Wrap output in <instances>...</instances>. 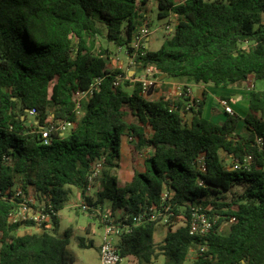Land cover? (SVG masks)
<instances>
[{"label":"trees","instance_id":"1","mask_svg":"<svg viewBox=\"0 0 264 264\" xmlns=\"http://www.w3.org/2000/svg\"><path fill=\"white\" fill-rule=\"evenodd\" d=\"M149 2L159 19L175 17V31L159 49L135 53L141 7ZM99 39L125 48L137 67L153 68L158 78L216 87L264 80V0H0V264L75 262L74 234L60 232L59 213L73 187L85 196L100 159L97 192L85 197L101 211L111 200L112 214L120 211V221L131 226L117 240L122 259L153 264L162 255L167 264H183L192 256V264H264V90H250L244 118L226 113L222 122L207 119L205 99L187 96V86L173 99L144 96L135 77L109 68L113 54L103 45L96 50ZM98 78L103 81L81 102L78 116L75 97ZM63 122L75 127L43 137L45 127ZM127 135L135 172L120 187L114 171ZM164 192L172 216L157 245L158 222L135 225L134 218L150 215L152 207L163 210ZM31 197L36 210L51 214L50 227L22 235L34 225L8 218ZM197 208L216 219L206 236L190 233ZM232 218L223 235L221 225ZM180 221L185 225L174 229ZM78 240L80 248L94 245Z\"/></svg>","mask_w":264,"mask_h":264},{"label":"built area","instance_id":"2","mask_svg":"<svg viewBox=\"0 0 264 264\" xmlns=\"http://www.w3.org/2000/svg\"><path fill=\"white\" fill-rule=\"evenodd\" d=\"M168 21H169L168 23H166L164 26L161 27V31H163L167 36H171L175 31L174 24H176V21L173 16H170L168 18ZM151 35H152V30L150 27V20L148 18H144L141 26L136 30L132 40L131 46L134 49L135 53L142 52L143 48L149 45V40L151 38ZM130 59L132 60L133 65L136 66L134 58L131 57ZM102 81H103L102 78L96 79L94 84L90 87L89 90L82 92L75 97L76 112L78 116L82 115L81 102L87 99L89 95L93 94L94 90L101 84ZM138 81L141 82L142 84L143 95L148 97L150 95V92L153 89H155V87L159 83L158 82L159 78L157 77V73L153 68L147 67L144 70H142V75L140 76ZM118 84L119 82H116V85ZM253 88L254 85H250V90ZM179 90H180L179 93L180 95L181 92L184 90V87L181 86ZM187 96H191V91L189 88H187ZM221 103L224 106L225 113L235 114L233 107L227 101L223 100ZM31 113L34 114V112ZM74 127H75L74 122H63L58 127L51 126L50 128L45 129V131L43 132V137L48 138L50 132L53 130L65 133V132H69ZM259 144H261V139H259ZM251 160L252 157L249 156L246 159V162L250 163ZM103 165H104L103 159L98 160L93 165L91 174L89 176L90 186L88 187L85 196L90 197L92 195L91 190H93L94 188L93 184L95 183V180L101 175L104 168ZM201 168L202 169L205 168L204 158H201ZM15 196L21 198L23 196V191L20 188L15 189ZM85 196L82 193L81 200L79 203L76 204V207L84 212H89L90 210L95 212L98 216H100L101 223L104 227V238L100 246V264H121L123 259L117 248V240L123 233L125 232L130 233L132 231L131 226L127 224H123L122 221H120V216L115 217L116 215L115 214L113 215L112 211L105 212V211H101L100 209L92 207L91 205H89ZM162 201L164 202L163 210L157 211L155 207H152L151 211L153 210L154 211L150 213V215L148 213L139 214L134 218V224L139 225L146 220L155 221L158 222V224H163V225L171 223L170 220V217L172 216L170 212L171 207L165 205L168 202L167 192H164L162 194ZM33 204H35V201L32 198L24 200L22 203H20V205L16 209H14L9 214V218H8L9 222L13 224L23 223L24 225L27 223H32V225H34L33 227L41 232L43 231L45 226L50 227L51 214L43 208L36 210L33 207ZM234 220L235 219L232 218L229 222H225L223 224H227L230 227L231 223H233ZM215 222L216 219L210 217L202 209L199 208L194 209L189 224L190 233L191 235H196V236H206L213 230L215 226ZM182 225H185V223L183 221H180V223L174 225V229ZM204 250L205 247L201 248L202 252Z\"/></svg>","mask_w":264,"mask_h":264},{"label":"rangeland","instance_id":"3","mask_svg":"<svg viewBox=\"0 0 264 264\" xmlns=\"http://www.w3.org/2000/svg\"><path fill=\"white\" fill-rule=\"evenodd\" d=\"M205 1H213V0H205ZM150 20V19H149ZM168 19H159L156 13H153L152 21H150V27L152 30V39L154 43L151 46V50H157L161 47L165 39L170 36H167L163 31H161V27L168 23ZM106 31V28H105ZM103 45L105 48H109L112 52V59L109 60V68L112 70L120 69L127 76L129 69L133 66L132 60L126 52L125 48H118L116 45L109 43L106 39H99L96 43V50L100 51V46ZM122 62V63H121ZM135 66V65H134ZM138 68L139 71L142 72V69ZM135 72V69L133 70ZM130 77V76H129ZM135 77V76H134ZM140 78L139 72L135 77V81H138ZM257 89L264 90V80H259L256 82ZM153 89L150 92V97L153 95ZM142 158V157H140ZM96 189L94 188L93 191ZM81 200L80 192L77 188L72 190V194L70 196L69 202L67 206L59 213V218L61 222L60 232L71 229L73 231V238L70 245V250L75 257V261L77 260V264H100L99 256H100V246L103 242L104 238V227L101 223L100 217L94 212H84L81 209L76 207V204ZM112 209V201L107 200L105 206V212H109ZM115 217H118L115 216ZM23 232L21 234H29L30 232H35L36 230L33 228L31 230H27L29 228H22ZM230 227L227 224H223L220 228V232L223 235H227L229 233ZM168 234V228L163 224H158L156 226V230L154 233V242L159 245L161 244L165 237ZM78 237H85L87 243L93 241L94 245L88 248H80ZM192 256H189L188 259L183 264H192ZM121 264H138V261L135 258H126L123 259ZM153 264H167V260L164 256H160L158 260H156Z\"/></svg>","mask_w":264,"mask_h":264},{"label":"crops","instance_id":"4","mask_svg":"<svg viewBox=\"0 0 264 264\" xmlns=\"http://www.w3.org/2000/svg\"><path fill=\"white\" fill-rule=\"evenodd\" d=\"M177 2H181L182 0H176ZM141 16L142 18H148L150 21H152L153 13H156L158 15L157 7L154 5V3L149 2L146 5H143L141 7ZM174 17V16H173ZM175 18V17H174ZM154 43V40L152 39V36L149 40V45L147 47L151 48L152 44ZM122 63V62H121ZM135 69V72L133 71ZM139 72V75H142V72L138 70L134 65L129 69L128 75L130 77H136L137 73ZM250 85H254L257 88L256 81L254 78H251L245 85L243 86H230V87H216L212 84H194L188 80H178V79H172V78H166L164 81L159 82L157 86L155 87V90L153 91V99H158L160 97H166L173 99L177 97L180 93L179 88L181 86L188 87L191 91V98L197 99V100H204L205 99V106H204V116L207 119H211L214 121L222 122L225 120V109L222 105V101H227L232 107L235 112V114H239L241 117H245L248 108H249V93H250ZM151 99V98H150ZM128 120L130 122H133V117L129 116ZM149 129L147 128V131ZM133 149L134 145L130 141V137L124 136L122 139L121 144V158L119 161V167L114 171V174L118 178V184L120 187H123L127 184H129L134 177V163H133ZM142 157V158H140ZM138 158V168L143 169V157L140 156ZM74 187L72 188V190ZM79 190V189H78ZM94 190V189H93ZM91 190V194L94 195L97 192V189L95 191ZM80 192V198L82 196V192ZM33 200L34 198L31 197ZM121 212L117 211L115 215L120 216ZM34 227H30L27 229L28 231L33 229ZM35 232L32 233H40L41 231L34 228ZM23 232V229H21L20 234ZM24 235V234H22ZM100 261V256H99ZM77 264V260L73 263ZM83 264V263H81Z\"/></svg>","mask_w":264,"mask_h":264},{"label":"water","instance_id":"5","mask_svg":"<svg viewBox=\"0 0 264 264\" xmlns=\"http://www.w3.org/2000/svg\"><path fill=\"white\" fill-rule=\"evenodd\" d=\"M164 79H166V75H162L161 77H159V81L158 82H162ZM44 129H48V128L45 127Z\"/></svg>","mask_w":264,"mask_h":264}]
</instances>
